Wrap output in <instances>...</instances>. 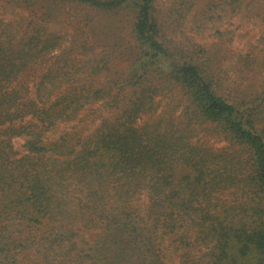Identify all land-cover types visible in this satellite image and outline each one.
Here are the masks:
<instances>
[{
  "label": "trees",
  "instance_id": "16d2710c",
  "mask_svg": "<svg viewBox=\"0 0 264 264\" xmlns=\"http://www.w3.org/2000/svg\"><path fill=\"white\" fill-rule=\"evenodd\" d=\"M263 5L0 0V264H264V73L196 37Z\"/></svg>",
  "mask_w": 264,
  "mask_h": 264
},
{
  "label": "rangeland",
  "instance_id": "374dc122",
  "mask_svg": "<svg viewBox=\"0 0 264 264\" xmlns=\"http://www.w3.org/2000/svg\"><path fill=\"white\" fill-rule=\"evenodd\" d=\"M246 15L244 13L238 14L233 18H227L221 23L223 27L228 25L234 31V41L232 43L223 44L216 37L207 38L206 36L200 35V33L196 34L197 31H193V33L196 34L197 39L209 43V47L216 58L221 59L219 54H228V58L224 61L221 59V61L224 62L225 70L231 73L230 75L235 76L234 72H237L239 74L242 73L245 77L251 73L252 75L258 76L257 79L260 81L264 73V5ZM261 47L262 50H260ZM254 56L258 58V62L248 64L246 60ZM246 57L248 58L245 59ZM169 102L171 105H174V100L172 101L169 97H163L160 111L164 108L166 109ZM147 118L149 117L146 116L142 119ZM193 140L216 149L226 145V142L219 135L212 134L207 130H200ZM22 142L23 138L16 139L17 145H21ZM30 256L27 257V261L31 259Z\"/></svg>",
  "mask_w": 264,
  "mask_h": 264
}]
</instances>
